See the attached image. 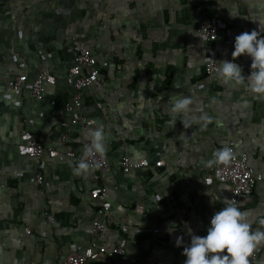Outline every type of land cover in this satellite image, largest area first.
I'll list each match as a JSON object with an SVG mask.
<instances>
[{
	"label": "crops",
	"instance_id": "crops-1",
	"mask_svg": "<svg viewBox=\"0 0 264 264\" xmlns=\"http://www.w3.org/2000/svg\"><path fill=\"white\" fill-rule=\"evenodd\" d=\"M205 17L219 25L213 41L200 35ZM254 29L264 36V0H0V264H61L89 240L98 217L90 190L97 184L91 172L73 173L76 160L64 149L80 155L79 144L100 124L111 164L100 182L110 202L103 237L124 241L125 254L88 264H184L191 235H206L213 214L229 199L225 184L214 176L206 180L213 152L233 141L264 175V95L203 71L209 59L232 60L235 36ZM81 46L95 53L99 77L67 112L75 89L66 70ZM235 62L247 77L251 57ZM42 71L56 80L36 100L30 86ZM19 76L24 82L14 90ZM173 96L194 101L175 124ZM204 113L211 123L187 127ZM77 115L93 126H71L61 145L60 122ZM25 130L58 156L21 154ZM124 155L148 166L125 173ZM157 160L163 165L154 167ZM37 174L40 185L33 181ZM238 207L253 231L264 230V181ZM48 214L59 222L51 223ZM255 251L264 264V245Z\"/></svg>",
	"mask_w": 264,
	"mask_h": 264
},
{
	"label": "built area",
	"instance_id": "built-area-1",
	"mask_svg": "<svg viewBox=\"0 0 264 264\" xmlns=\"http://www.w3.org/2000/svg\"><path fill=\"white\" fill-rule=\"evenodd\" d=\"M199 31L203 40L213 41L219 36L218 23L209 17L203 18L199 23ZM219 67L216 61L209 59L204 62L203 71L205 74L216 72ZM66 80L70 82L75 89V94L72 98V103H67L65 111L71 112L73 104L78 102L83 89L91 87L95 84L99 77V70L97 68V58L91 48L81 46L77 48L73 55L72 63L66 70ZM55 76L45 71L39 72L32 80L30 91L33 98L40 100L43 97L44 86L47 83H54ZM24 82L22 77H18L12 82V88L18 90ZM100 107V103L97 104ZM94 121L84 115L71 116L68 120H62L60 126L62 128L59 133V142L61 145L67 144V131L71 126L78 128H87L93 126ZM22 143L18 146V151L23 155H29L36 160L43 157L45 153L50 158L58 156L59 152L56 148L43 145L37 138H35L30 130H25L21 135ZM90 144L89 140L83 141L79 144L80 155L76 152L75 148L67 147L64 149V154L73 160L78 161L83 155V149ZM227 146L233 147L236 153L235 159L228 166L212 164L208 166V173L210 176L206 180L211 181L214 176L218 182L227 186L228 198L232 203L239 205V202L250 198L253 194L254 187L257 182L264 181V175L256 172L250 165L248 153L245 150H238L233 141H229ZM95 161L97 166L91 172V180L97 184L95 188L90 190V197L96 202L98 217L92 220L90 225V237L80 250H70L67 252L61 264H88L90 262H97L99 258L106 257L109 259H121L125 251L121 241L118 244L108 243L104 240L103 233L106 230L107 221L106 215L110 209V202L108 201V191L105 185L100 184L106 177L109 169L110 162L106 153L104 155L95 154L89 158ZM163 165L161 160L154 162V167ZM148 166L146 160H136L128 155L121 157L120 169L127 173L136 168H143ZM41 175L37 174L33 181L36 185H40L42 179ZM96 213V215H97ZM48 220L55 223L53 214H48ZM30 234L31 230H25ZM250 264H260L258 253L254 251L253 255L249 258Z\"/></svg>",
	"mask_w": 264,
	"mask_h": 264
},
{
	"label": "clouds",
	"instance_id": "clouds-1",
	"mask_svg": "<svg viewBox=\"0 0 264 264\" xmlns=\"http://www.w3.org/2000/svg\"><path fill=\"white\" fill-rule=\"evenodd\" d=\"M264 31V29H262ZM251 57V72L246 77L242 74V67L235 62L241 55ZM232 60L218 62L219 67L216 74L226 84L232 83L236 86L244 85L254 94L264 95V36L260 31H244L235 36ZM194 101L191 96H173L170 99L169 114L173 118L172 123L177 121L176 116L185 117L193 110ZM185 126L186 121L181 120ZM213 118L207 113L199 117H191L193 124H202L206 127ZM219 124L220 122L217 121ZM90 144L83 149V155L75 162L73 173L75 175H86L97 166L95 161L89 158L95 154L104 155L107 151L106 137L103 124L88 132ZM236 153L233 147L222 146L213 152V158L208 161L212 164L228 166L235 159ZM224 207L215 212L210 220L207 234L204 236L191 235L190 244L183 249L186 256L184 264H250V257L254 251L264 245V230H252V225L247 221V213L225 199ZM264 224V220L260 221ZM182 238H177L180 243Z\"/></svg>",
	"mask_w": 264,
	"mask_h": 264
},
{
	"label": "trees",
	"instance_id": "trees-1",
	"mask_svg": "<svg viewBox=\"0 0 264 264\" xmlns=\"http://www.w3.org/2000/svg\"><path fill=\"white\" fill-rule=\"evenodd\" d=\"M54 217H55V220H56V222L58 221L59 222V220L57 219V217L54 215Z\"/></svg>",
	"mask_w": 264,
	"mask_h": 264
}]
</instances>
